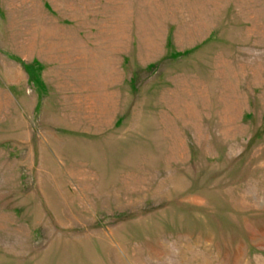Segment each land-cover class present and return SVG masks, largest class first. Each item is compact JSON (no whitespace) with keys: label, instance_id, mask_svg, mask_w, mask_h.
<instances>
[{"label":"rangeland","instance_id":"rangeland-1","mask_svg":"<svg viewBox=\"0 0 264 264\" xmlns=\"http://www.w3.org/2000/svg\"><path fill=\"white\" fill-rule=\"evenodd\" d=\"M0 264H264V0H0Z\"/></svg>","mask_w":264,"mask_h":264}]
</instances>
